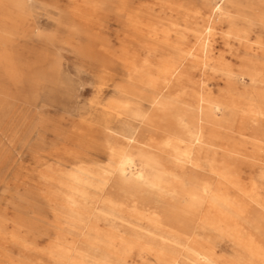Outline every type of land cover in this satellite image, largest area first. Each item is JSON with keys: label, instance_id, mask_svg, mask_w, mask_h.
Returning a JSON list of instances; mask_svg holds the SVG:
<instances>
[{"label": "rangeland", "instance_id": "rangeland-1", "mask_svg": "<svg viewBox=\"0 0 264 264\" xmlns=\"http://www.w3.org/2000/svg\"><path fill=\"white\" fill-rule=\"evenodd\" d=\"M0 264H264V0H0Z\"/></svg>", "mask_w": 264, "mask_h": 264}, {"label": "bare ground", "instance_id": "bare-ground-1", "mask_svg": "<svg viewBox=\"0 0 264 264\" xmlns=\"http://www.w3.org/2000/svg\"><path fill=\"white\" fill-rule=\"evenodd\" d=\"M123 91L128 92L135 96L140 95L139 92H136V90H134L131 87H127V86H125ZM148 99L150 100L151 105L155 107V111L157 113V120L155 123L151 124V119H148L145 122L146 129H144V132L146 133H176V132H173L171 129L181 128L183 132L186 133L187 141L194 142L198 140L197 132L193 129H190V127H188L187 122H185V120L182 117H174L171 115H167L166 108L159 106V102L156 100L155 96L149 97ZM158 121H160L161 123H159ZM174 136L176 139H169V141L173 142V140H175L174 144L176 145L182 143V141L184 140L181 135H174ZM131 141L134 142L135 141L134 138H132ZM154 160L155 158L151 155H147L144 149L136 148L133 151V160L131 161V166L139 174L145 176V174L148 175V173L151 174L153 172L152 163ZM188 171L192 173V166L190 162L188 163ZM177 178H178L177 179L178 183L180 184V186L183 188L184 192L187 195L194 196V197H198L202 195L203 190L200 187L195 186L188 177H185L182 173L179 172ZM117 238L118 239L114 241V246L119 247L121 245V240H120L121 238L120 237H117ZM194 242L196 243V246H198V248L201 251L208 254L212 258H216L215 253L212 250H209V248L206 245L200 242H197L196 240H194Z\"/></svg>", "mask_w": 264, "mask_h": 264}]
</instances>
